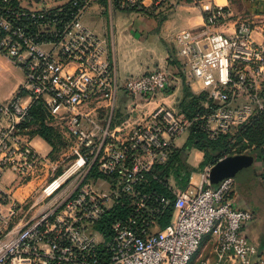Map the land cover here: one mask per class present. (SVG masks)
Listing matches in <instances>:
<instances>
[{"label":"built area","instance_id":"built-area-1","mask_svg":"<svg viewBox=\"0 0 264 264\" xmlns=\"http://www.w3.org/2000/svg\"><path fill=\"white\" fill-rule=\"evenodd\" d=\"M91 1L0 5V53L24 73L13 96L0 101V264H190L205 235L213 239V264H264V251L244 232L254 213L236 206V180L210 181L225 156L206 164L198 182L191 176L173 189L164 228L158 217L171 200L143 187L195 123L216 138L264 113V38H254L255 24L239 21L232 33L207 24L181 29L174 70L121 80L107 40L83 22ZM198 1L207 21L225 20L226 6ZM142 5L121 0L122 7ZM180 78L207 94L193 116L159 105L114 123L120 92L147 104ZM37 104L77 141L79 157L58 174L32 144ZM35 179L44 180L31 194ZM107 216L114 218L103 231L98 224Z\"/></svg>","mask_w":264,"mask_h":264},{"label":"crops","instance_id":"crops-1","mask_svg":"<svg viewBox=\"0 0 264 264\" xmlns=\"http://www.w3.org/2000/svg\"><path fill=\"white\" fill-rule=\"evenodd\" d=\"M141 1L143 5L138 9L148 10L150 13H143V10L131 11L127 18H119V22L122 25L120 30L116 28L114 19H112L111 33L105 22H103V25H105L104 30H100L101 33H99V35L107 40L111 51L110 55H112L113 60L115 59L118 73L121 71L124 75H131L135 72L141 75L143 74L142 72L158 68H173L176 64L172 65L169 61L173 56L175 48V35L184 28L198 29L199 26H204L205 21H207L201 3L199 6L194 0ZM216 2L226 6L228 14L225 20H222L227 24L217 26L215 30L232 33L236 23L247 20L255 24L256 28L253 32L254 38L257 40L264 38V0H216ZM99 8L94 4L87 12L91 19L94 20L93 22L101 18L98 15L100 13ZM127 26H129V29ZM112 32H114L113 36ZM112 41H114L113 52L111 48L113 46ZM0 62L8 71L18 68L1 53ZM176 83L174 86L177 85ZM21 84L15 85L12 94L17 91ZM176 91L169 94L162 92L150 101L149 104L175 107L177 101L174 95L177 93ZM120 93L121 96L118 97V106L119 103H123L127 95L124 91ZM11 97L4 100H8ZM36 137L39 136H32V144L35 148L34 139ZM40 153L43 154L42 152ZM201 154L203 152L197 150V155L202 158L203 155ZM257 182L258 179H246L242 183L236 180L235 204L237 207L247 208L253 211L254 219L245 224L243 229L245 234L257 245L259 250L264 251V202L258 197L257 187L255 186ZM193 258L199 264H213L216 258L213 250V239L210 238L202 243Z\"/></svg>","mask_w":264,"mask_h":264},{"label":"rangeland","instance_id":"rangeland-1","mask_svg":"<svg viewBox=\"0 0 264 264\" xmlns=\"http://www.w3.org/2000/svg\"><path fill=\"white\" fill-rule=\"evenodd\" d=\"M23 4L28 6H38L43 7L46 5L56 6V5H62L70 0H20ZM156 1V0H154ZM193 1V0H188ZM197 2V5L200 6V2L197 0H194ZM96 4L98 7H100L98 14L101 18L97 19L96 22H93L94 20L91 19L89 14L87 13L92 5ZM150 9V8H149ZM152 10V9H151ZM129 12L131 10L123 9L117 5L115 0H107L106 3H103V0H92L85 9V14L83 17V22L85 25L93 30L96 33H101L100 30H104L105 25H103V22L107 24V27H109V31L111 33L112 24L111 20L114 19V23L116 25V28L120 30V27L122 28V25L119 22V18H127ZM150 13L148 10H143V13ZM204 24L211 25V28L224 25L222 21H218L216 23H210L209 21H205ZM203 24V25H204ZM204 26L200 27L202 29ZM234 27V25H232ZM129 29V26H127ZM114 35V32H112V36ZM112 52L114 51V41H112ZM111 54V51H110ZM177 53L176 48H174L173 56L170 58L171 62L177 63ZM112 58V55H111ZM113 60V58H112ZM115 60V59H114ZM113 60V61H114ZM169 61V62H170ZM121 65V64H120ZM145 73V72H142ZM140 73H132L131 75H124L120 71L119 76L121 80H124L126 77L129 76H138ZM24 82V73L19 68H14L11 71L6 70L2 63L0 62V100H4L6 98L11 97L13 94V90L15 88L16 84L23 83ZM177 85L174 87H171L169 89L170 92H175L174 95L176 99V108H181V101L183 96V87L186 86L188 88V91L192 93V96L199 97L198 100L194 101L196 104L195 106L188 107L186 105V109L188 111L189 116H193L196 112L195 109L202 108V102L205 101L207 94L205 92H198L194 93L191 86L186 84L185 81H183L182 78L180 80L176 81ZM121 96V93H119L118 97ZM190 97V99H194V97ZM198 105V107H196ZM157 106L154 104H147L145 103H138L130 97L129 95H126L125 100L123 103H119V106L116 108V118L114 119L115 124H120L127 118L135 119L139 117L142 113H151L156 109ZM263 116V117H261ZM259 116V118L251 119L244 124L241 125H234L228 130L227 132H223L219 134V136L226 135L227 136V144H228V150L224 153L225 157L229 156H240V155H247L252 156L253 158V171H252V177L249 179H258V182L256 183L258 197L262 202H264V113ZM202 124V122H200ZM41 125L50 126L54 129L52 132V141L51 145L48 144L44 139L41 137H36L34 139V144L36 145V148L42 152L43 154H48L51 160L53 161L54 165L56 166V174L62 172L65 168H67L76 158H78V153L75 150L77 141L75 138L69 136L67 128L65 127V124L61 121H56L54 119H51L49 115L46 112H40V116L38 117V120H36V123L31 125V132L37 131L41 128ZM202 128V127H201ZM249 128L251 129V138L248 136ZM248 130V131H247ZM32 135V134H31ZM189 136V132L181 135L174 141V147L175 148H181L187 138ZM217 136V137H219ZM53 149H51V147ZM51 149V150H50ZM50 151V152H49ZM187 152V163L189 165H192L194 167L193 173H192V179L193 181H199L200 179V173L203 170L201 162L204 160V158L197 155V149H189ZM203 155V154H201ZM51 169L47 168V171H50ZM248 170H245L240 174L236 179H246V176L248 175ZM46 171V170H45ZM247 172V173H245ZM245 173V174H244ZM9 176V173L7 174ZM95 176L99 179H103L100 177L97 173H95ZM7 179V177H5ZM37 178V177H36ZM39 178V177H38ZM44 179H35V182L31 185V194L36 193L37 188L39 187L40 182H42ZM190 180V179H189ZM188 180V181H189ZM164 183L167 185V187L172 191L173 189H181L185 188L181 187L180 181L178 179H175V176L171 175L170 179H164ZM189 183V182H188ZM187 185V184H186ZM254 186V187H255ZM174 194V193H173ZM212 238L210 235H205L203 239V243L206 242ZM190 264H199L194 261V258L191 260Z\"/></svg>","mask_w":264,"mask_h":264},{"label":"trees","instance_id":"trees-1","mask_svg":"<svg viewBox=\"0 0 264 264\" xmlns=\"http://www.w3.org/2000/svg\"><path fill=\"white\" fill-rule=\"evenodd\" d=\"M106 1L107 0H103V3H106ZM115 2L117 3L119 7L123 9L131 10V11L144 10V9H138L136 7H132V8L122 7L121 0H115ZM1 4H2V0H0V5ZM169 63L172 65L174 64L177 65L176 62L170 61ZM174 67L175 66H173V68ZM173 68H171V70H174ZM170 90L171 89H167L165 93L167 94L171 93ZM191 96H192V93H190L188 91V88L184 86L180 110L188 113L186 109V105H188V107H191V108L196 105L194 101L198 100L199 97H195L193 95L192 97H194V99H190ZM196 107H198V105ZM40 112H46L42 108L41 104H37L32 108L31 110L32 121L30 125H33L36 123V120H38V117L40 116ZM256 118H259V117H256ZM53 131L54 129L52 127L41 125L40 129L31 133L32 134L31 136L37 135L43 138L48 144L51 145L52 144L51 137H52ZM251 132L252 131L249 128V131L247 134L250 138H251ZM226 140H227L226 135H222L216 138H210L208 133L201 128L200 122H197L192 126L185 144L181 148L173 149V152L169 160L164 165L154 167L152 170V173L146 175V178H145L146 181L143 185L144 189L147 191H151V190L156 191L171 200L170 205L158 217V222L161 228H164L167 224H169L172 219L173 199H174V194L167 187V185L164 183L163 180L170 179V176L173 175L175 176V179H178V181H180L181 187L187 186L189 182L188 180L191 178L194 167L187 163V152L186 151L189 149H197L203 152L204 160L201 162V164H202V167H204L206 164L216 162L220 157L224 156V153L229 148ZM156 179H160V181ZM113 218L114 216H107L103 221H101L98 224L99 229H102L103 231L106 230L108 228L110 221Z\"/></svg>","mask_w":264,"mask_h":264},{"label":"water","instance_id":"water-1","mask_svg":"<svg viewBox=\"0 0 264 264\" xmlns=\"http://www.w3.org/2000/svg\"><path fill=\"white\" fill-rule=\"evenodd\" d=\"M253 164L252 156H229L217 162L211 170L210 181L217 185L222 180L232 177L236 179ZM245 169V170H244Z\"/></svg>","mask_w":264,"mask_h":264},{"label":"flooded vegetation","instance_id":"flooded-vegetation-1","mask_svg":"<svg viewBox=\"0 0 264 264\" xmlns=\"http://www.w3.org/2000/svg\"><path fill=\"white\" fill-rule=\"evenodd\" d=\"M249 170H248V173L247 172H245V173H247L248 175L246 176V179H249V178H251L252 177V169H253V166H250L249 168H248ZM245 170V169H244ZM244 173V174H245ZM246 179H235V180H238L239 182H244Z\"/></svg>","mask_w":264,"mask_h":264}]
</instances>
